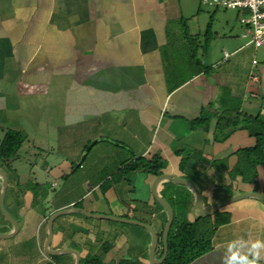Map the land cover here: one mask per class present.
<instances>
[{
  "label": "crops",
  "instance_id": "obj_1",
  "mask_svg": "<svg viewBox=\"0 0 264 264\" xmlns=\"http://www.w3.org/2000/svg\"><path fill=\"white\" fill-rule=\"evenodd\" d=\"M187 19L180 0H0V140L9 130L25 136L11 168L0 161L7 176L3 205L18 226L14 231L0 208V264H83L88 257L101 264H151L147 228L74 211L146 223L159 240L167 213L153 197L155 177L134 172L111 182L130 156L160 155L165 173L189 175L198 184L206 208L225 199L229 186L231 196L254 191V184L229 175L234 152L254 138L245 130L222 138L217 130L232 102L240 112L264 115L260 46L250 42L245 26L223 42L213 37L212 51L199 57L190 38L204 37L190 35ZM198 57L208 58L201 61L208 70L195 71ZM204 113L211 116L206 128L191 126ZM99 146L121 154L87 168ZM179 150L191 153L185 169ZM22 162L28 178L35 167L52 179L45 186L35 179L33 191L18 172ZM257 172L264 194V164ZM166 181L156 186L160 196ZM1 182L0 176V190ZM192 194L190 221L196 220ZM64 209L68 213L53 218L49 235V217ZM218 211L228 212L229 221L215 227L212 248L189 264H222L221 257L231 255L230 241L242 252L264 241L258 198ZM158 246L156 259L162 256ZM261 257L264 264V250Z\"/></svg>",
  "mask_w": 264,
  "mask_h": 264
},
{
  "label": "trees",
  "instance_id": "obj_2",
  "mask_svg": "<svg viewBox=\"0 0 264 264\" xmlns=\"http://www.w3.org/2000/svg\"><path fill=\"white\" fill-rule=\"evenodd\" d=\"M202 35L204 37L202 45H200L201 41L198 37L190 38L192 50L195 54L197 50L194 46L198 40L199 45L203 46L207 51L212 39L210 22ZM195 62V71L208 70L207 66L201 64V59L196 58ZM225 108L224 117L221 119L223 123H219L221 126L218 128L222 135L221 137H226L235 127H239L245 129L254 138L252 146L241 147L234 152L237 156V161L229 171L230 179L233 180L240 176L242 182L254 184V191H258L260 188L257 180V169L258 166L264 164V115L257 113L252 116L245 112H240L238 104L233 102ZM210 119L211 116L204 113L199 118L190 121V124L194 128H206ZM24 141L25 136L21 132L13 130L7 131L0 140V161L7 168H11V162L17 158L18 151ZM187 153L184 150L177 151V154L181 155L179 162L181 169H185L187 166L191 155V153ZM166 167L167 161L158 154L139 156L134 159L133 156H130L123 160L121 166L113 173L111 182L117 181L121 176L127 179V175L134 172H144L152 177H157L165 173ZM76 168H79V166ZM181 177L192 179L189 175ZM230 188L231 186L226 188L225 198L231 197ZM161 196L172 207L174 217L167 237V255L160 264H189L212 248L215 227L227 223L230 215L228 212L217 211L213 215L190 221L187 218V211L193 197L192 191L190 188L172 181L163 183ZM158 243L159 255L161 256L163 254L162 237L159 238ZM83 264L101 263L97 257H88Z\"/></svg>",
  "mask_w": 264,
  "mask_h": 264
},
{
  "label": "rangeland",
  "instance_id": "obj_3",
  "mask_svg": "<svg viewBox=\"0 0 264 264\" xmlns=\"http://www.w3.org/2000/svg\"><path fill=\"white\" fill-rule=\"evenodd\" d=\"M180 1L185 8V15L188 18L187 19V25H188L189 32H190L191 36L196 32H200L202 35L205 32L206 25L209 24V22H210L211 23L212 38L218 36V37H216V41H218L219 38L221 37L222 39L220 41L223 42L225 40H228V39H226V38H229V37H227L228 35H231V34L233 35V34H237V32H242L247 27L246 25H244L243 23L240 22V17L245 14L244 13L245 11L242 9H232V8L228 9V8H224L221 6L205 5L201 2V0H180ZM215 32H217L216 35H214ZM224 37H225V39H224ZM248 38L249 37L246 36V37H241L240 39L244 42ZM198 41H196L194 47L197 50L198 56L202 57L204 52H206V49H204L203 46H200L203 44V42L201 41L200 42L201 44L199 45ZM187 45L188 44H186V48H187ZM198 45H199V47H198ZM210 45L212 47L214 45V42H212V40L209 43V46L207 48L208 51H212L210 48ZM218 49L219 48H217V50ZM217 50L213 54L215 57L219 56V50L218 51ZM256 57H257V61H260V59H264V44H262L258 48ZM199 59H201V61L203 62L205 59L207 60L208 58L205 57V58H199ZM241 130H245V129L235 127V129L230 131L228 133V135H231L232 133H237L238 131H241ZM217 131H219V130H217ZM28 147L30 148V150L33 149L32 145L28 146ZM38 153H41V155L45 156L44 154H42L43 152H38ZM115 154L120 155L121 152L118 151V149L115 150V147H109L108 148L106 146H99L92 151L91 155L88 157L85 164H87L86 165L87 168H91L90 163L94 160L95 161L97 160V162L99 164H103L105 162L110 164L112 158L114 159ZM93 157H97V158L94 159ZM54 158L55 157H53V158L51 157L49 159H54ZM53 161H55V160H53ZM21 166L22 167L18 166L19 167L18 172H20V174H22V175L26 174L25 178H28V175H29L28 165L24 166V162H22ZM32 171H33V174H31V178L30 177L28 178V180H29L28 186L33 191L37 188L36 183H34V182H36L35 179L37 181L41 180L43 183L45 182L44 186L46 185L47 180L52 179V178L45 177L44 174L40 170L35 169V167H34V170H32ZM32 175H35V176H32ZM37 184H38V182H37ZM57 188L58 187H56V189ZM262 190H264V189L262 188Z\"/></svg>",
  "mask_w": 264,
  "mask_h": 264
},
{
  "label": "water",
  "instance_id": "obj_4",
  "mask_svg": "<svg viewBox=\"0 0 264 264\" xmlns=\"http://www.w3.org/2000/svg\"><path fill=\"white\" fill-rule=\"evenodd\" d=\"M0 176L2 177L1 190H0V208H1V211H2L3 215L5 216V218H7L11 222V224L13 225L14 231H17L18 226H17L16 220L8 214V212L5 210L4 205H3V197H4V193L6 191V187H7V176L1 169H0ZM166 180L175 182L177 184L184 185L193 191L194 196H195V200H194L191 212H192L195 219H199L200 217H205L208 215H213L215 212L218 211V209L220 207L224 206L225 204H228L232 201L242 199V198H246V197H255L264 203V194L263 193L258 192V191H251V192H243V193L231 196L229 198L220 199V200L216 201L211 207L206 208L202 204L201 191H200V188H199L197 183L193 182L192 180L182 178V177L177 176L175 174H169V173H163V174L155 177V179L152 183V186H151V191H152V194H153V197L155 198V200L161 206H163L165 208L166 213H167V219H166L163 231H162L163 254L159 259H156L154 256L155 249H156L157 244H158L157 235L153 231V229L149 225H147L146 223H142V222H139V221L134 220V219L117 218V217L103 215V214L90 213V212H87V211L79 209V208H74V211H76V212L81 211V212H83V214L90 216V217L112 218V219L122 220L125 222H131V223H135V224H139V225L144 226L145 228H147L150 231V233L152 235V242H151L150 252H149V261L151 264H159L165 259L166 255H167V251H168L167 237H168V232H169V229H170V226L172 224L173 217H174L172 207L162 196H160L158 194V192L156 190L157 184L161 181H166ZM65 213H68L67 209L58 210L49 217V219H48L49 235H51V232H52L53 218L57 215L65 214ZM3 236H5V235H3ZM77 264H79V261L77 262Z\"/></svg>",
  "mask_w": 264,
  "mask_h": 264
},
{
  "label": "built area",
  "instance_id": "obj_5",
  "mask_svg": "<svg viewBox=\"0 0 264 264\" xmlns=\"http://www.w3.org/2000/svg\"><path fill=\"white\" fill-rule=\"evenodd\" d=\"M201 2L210 6L244 10L245 14L240 17V22L249 29L250 42L256 47L264 43V3L261 0H201ZM227 56L225 53V57Z\"/></svg>",
  "mask_w": 264,
  "mask_h": 264
},
{
  "label": "clouds",
  "instance_id": "obj_6",
  "mask_svg": "<svg viewBox=\"0 0 264 264\" xmlns=\"http://www.w3.org/2000/svg\"><path fill=\"white\" fill-rule=\"evenodd\" d=\"M264 3V0H261ZM234 242H229L228 249L231 253L230 257H221L222 264H259L261 252L264 250V241H252L251 247L247 252L233 248ZM251 257V258H249Z\"/></svg>",
  "mask_w": 264,
  "mask_h": 264
}]
</instances>
